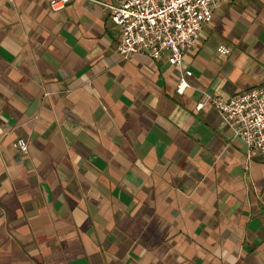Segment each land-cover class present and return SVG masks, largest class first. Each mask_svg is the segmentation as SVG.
Listing matches in <instances>:
<instances>
[{"label": "crops", "instance_id": "crops-1", "mask_svg": "<svg viewBox=\"0 0 264 264\" xmlns=\"http://www.w3.org/2000/svg\"><path fill=\"white\" fill-rule=\"evenodd\" d=\"M49 1L0 0V264H264V155L205 102L264 87V0L220 5L181 95L118 53L121 0Z\"/></svg>", "mask_w": 264, "mask_h": 264}, {"label": "built area", "instance_id": "built-area-1", "mask_svg": "<svg viewBox=\"0 0 264 264\" xmlns=\"http://www.w3.org/2000/svg\"><path fill=\"white\" fill-rule=\"evenodd\" d=\"M72 0H50L52 10L64 8ZM228 0H121L109 5L111 20L120 27L117 51L123 58L146 52L152 59L165 57L179 71L175 92L179 95L190 87L192 74L183 69L186 50L195 46L203 26ZM205 102L214 106L232 133L246 145V157L253 152L264 155V87H251L223 100L205 94ZM204 102L195 106L200 110ZM22 153L28 143L21 137L13 142Z\"/></svg>", "mask_w": 264, "mask_h": 264}]
</instances>
